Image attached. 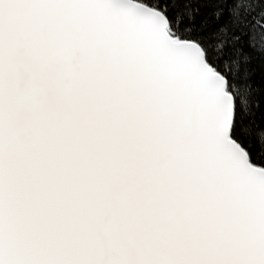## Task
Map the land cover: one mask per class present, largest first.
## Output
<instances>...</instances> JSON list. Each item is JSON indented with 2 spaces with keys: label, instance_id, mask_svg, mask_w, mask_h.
Segmentation results:
<instances>
[{
  "label": "snow or ice",
  "instance_id": "6c2138e0",
  "mask_svg": "<svg viewBox=\"0 0 264 264\" xmlns=\"http://www.w3.org/2000/svg\"><path fill=\"white\" fill-rule=\"evenodd\" d=\"M0 264H264V0H0Z\"/></svg>",
  "mask_w": 264,
  "mask_h": 264
},
{
  "label": "clouds",
  "instance_id": "9594fccd",
  "mask_svg": "<svg viewBox=\"0 0 264 264\" xmlns=\"http://www.w3.org/2000/svg\"><path fill=\"white\" fill-rule=\"evenodd\" d=\"M52 102L55 103V96L52 97Z\"/></svg>",
  "mask_w": 264,
  "mask_h": 264
}]
</instances>
